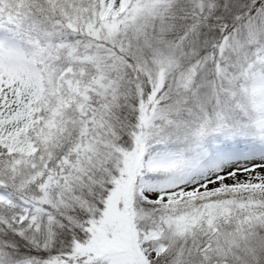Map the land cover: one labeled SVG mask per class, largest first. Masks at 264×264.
I'll use <instances>...</instances> for the list:
<instances>
[{
    "label": "snow or ice",
    "instance_id": "snow-or-ice-1",
    "mask_svg": "<svg viewBox=\"0 0 264 264\" xmlns=\"http://www.w3.org/2000/svg\"><path fill=\"white\" fill-rule=\"evenodd\" d=\"M0 264H264V0H0Z\"/></svg>",
    "mask_w": 264,
    "mask_h": 264
}]
</instances>
